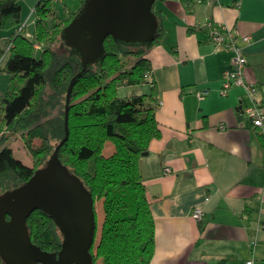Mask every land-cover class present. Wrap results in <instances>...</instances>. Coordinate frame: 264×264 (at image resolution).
I'll list each match as a JSON object with an SVG mask.
<instances>
[{
  "label": "crops",
  "instance_id": "0c3cea01",
  "mask_svg": "<svg viewBox=\"0 0 264 264\" xmlns=\"http://www.w3.org/2000/svg\"><path fill=\"white\" fill-rule=\"evenodd\" d=\"M61 1L71 12L82 6V0L75 7ZM192 5L189 10L181 0L158 2L165 34L147 54L152 69L146 93L156 84L162 131L140 158L156 221L151 264H264V134L245 112L253 99L264 102V0ZM30 17L22 22L30 24ZM209 21L251 36L243 48L254 96L243 86L222 94L223 71L235 53L211 40ZM11 34L1 31L0 41ZM201 89L209 90L204 98L196 94ZM196 207L205 212L201 221L193 216Z\"/></svg>",
  "mask_w": 264,
  "mask_h": 264
},
{
  "label": "trees",
  "instance_id": "16d2710c",
  "mask_svg": "<svg viewBox=\"0 0 264 264\" xmlns=\"http://www.w3.org/2000/svg\"><path fill=\"white\" fill-rule=\"evenodd\" d=\"M157 38L150 44L126 43L108 36L105 56L90 64L78 78L69 103V138L59 160L78 176L95 201L96 233L91 252L94 264H151L156 251V221L140 170V158L149 152L162 131L156 116L157 87L151 92L123 97L122 85H140L152 69L147 57L165 34V16L157 6ZM85 0H82V6ZM192 9L193 0H181ZM81 6V7H82ZM35 39L19 29L21 0H0V32L12 34L0 41V72L10 74L9 88L0 99V196L27 182L47 164L66 136L68 90L82 70L80 54L62 37L63 28L79 12H70L64 24L51 28L45 20L55 10L53 0L35 5ZM43 43L42 47L35 42ZM58 43H62L63 50ZM20 80L16 85L15 80ZM21 134L34 157L33 166L17 157L9 145ZM40 138V146L34 139ZM114 141L116 151L103 148ZM103 200L104 221L98 244L96 203ZM32 240L43 249L58 252L63 234L49 212L35 210L28 218ZM0 264H7L0 255ZM40 264V263H38ZM220 264H228L221 260Z\"/></svg>",
  "mask_w": 264,
  "mask_h": 264
},
{
  "label": "water",
  "instance_id": "95a60500",
  "mask_svg": "<svg viewBox=\"0 0 264 264\" xmlns=\"http://www.w3.org/2000/svg\"><path fill=\"white\" fill-rule=\"evenodd\" d=\"M157 0H85L62 31L63 39L82 58L72 80L66 108V136L45 166L21 186L0 196V255L7 264H94L95 201L84 182L59 160L69 138V103L78 78L105 56V40L150 44L157 38ZM37 209L50 213L63 234L62 247L51 252L32 240L28 218Z\"/></svg>",
  "mask_w": 264,
  "mask_h": 264
},
{
  "label": "rangeland",
  "instance_id": "374dc122",
  "mask_svg": "<svg viewBox=\"0 0 264 264\" xmlns=\"http://www.w3.org/2000/svg\"><path fill=\"white\" fill-rule=\"evenodd\" d=\"M39 0H21V4L23 6V12H22V18L26 19L29 15L30 17V24H26L25 22H22L19 25V29L23 27L22 31L31 38L35 39V32H36V18L37 14L35 13V5L37 4ZM55 10L48 16V18L45 20V24L48 26V28L52 29V26L56 23L64 24L65 19L69 16L70 12L67 8L64 7L62 9V1L61 0H53ZM67 3L69 4V7H75L77 5H80L79 0H67ZM62 4V5H61ZM64 6V5H63ZM25 21V20H24ZM38 46L36 47H42L43 43L41 42H35ZM60 47L61 50L64 48L62 47V43H58L56 46ZM16 85L20 84V80L16 79L15 81ZM10 83V74L7 72H0V99L3 98L5 95L7 89L9 88ZM149 83H143L140 85H123L121 88V96H131L134 93H143L148 90ZM42 143V140L40 138L34 139V144L36 146H40ZM9 145L13 148L14 153L17 157L21 158L26 164L33 166L35 164L34 157L29 151L25 140L21 136V134H12L11 139L9 141ZM114 146V149L112 147ZM116 151V144L112 140H108L105 142L104 148H103V154L105 156L112 155ZM96 210H97V217H98V236L96 239V245L99 242L100 236H101V229L105 217L104 208H103V200H100L96 203ZM97 264H102V258H99L97 261Z\"/></svg>",
  "mask_w": 264,
  "mask_h": 264
},
{
  "label": "built area",
  "instance_id": "2783aa9c",
  "mask_svg": "<svg viewBox=\"0 0 264 264\" xmlns=\"http://www.w3.org/2000/svg\"><path fill=\"white\" fill-rule=\"evenodd\" d=\"M238 4H240V2ZM25 23L27 24V21ZM207 26L210 29V38L217 46L232 50L235 53L231 66L223 71L222 94H227L229 89L234 86H243L247 89V95L250 97L254 96L257 92V86L255 82H251L247 79V56L243 48L244 43L250 42L251 36L242 34L239 29L230 30L223 24L216 25L213 21H209ZM22 29L23 27L20 28L21 31ZM226 32H228V35ZM208 93V89H201L196 92L199 98H204ZM253 101L254 105L248 106L245 112L252 118L254 125L260 128L262 134H264V102L256 98L253 99ZM220 126L221 128L226 127L224 123H221ZM164 170L168 173L171 171V167L166 166ZM204 213L203 208L196 207L193 216L198 221H201L204 217ZM246 264H255L254 259H249Z\"/></svg>",
  "mask_w": 264,
  "mask_h": 264
}]
</instances>
